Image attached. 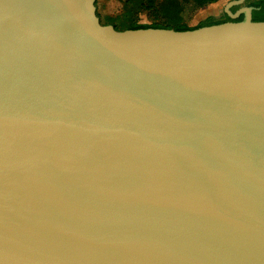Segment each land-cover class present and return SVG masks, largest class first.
<instances>
[{
  "label": "water",
  "instance_id": "obj_1",
  "mask_svg": "<svg viewBox=\"0 0 264 264\" xmlns=\"http://www.w3.org/2000/svg\"><path fill=\"white\" fill-rule=\"evenodd\" d=\"M254 10L117 31L0 0V264H264Z\"/></svg>",
  "mask_w": 264,
  "mask_h": 264
},
{
  "label": "trees",
  "instance_id": "obj_2",
  "mask_svg": "<svg viewBox=\"0 0 264 264\" xmlns=\"http://www.w3.org/2000/svg\"><path fill=\"white\" fill-rule=\"evenodd\" d=\"M110 1V0H104ZM220 0H124L120 11L115 15H100L102 25H111L117 31L137 29H167L174 31H189L192 29L222 24L231 21L225 14L222 19L208 18L196 27H189L183 20V12L186 6L193 10H200ZM248 7L255 8L253 21L262 22L258 15L264 10V0L254 1ZM146 15L150 24H140V16ZM243 20L241 15L236 22Z\"/></svg>",
  "mask_w": 264,
  "mask_h": 264
},
{
  "label": "rangeland",
  "instance_id": "obj_3",
  "mask_svg": "<svg viewBox=\"0 0 264 264\" xmlns=\"http://www.w3.org/2000/svg\"><path fill=\"white\" fill-rule=\"evenodd\" d=\"M124 0H95L96 11L100 15H115L117 14ZM237 0H220L215 4L209 5L200 10H193L190 6H186L183 12V20L189 27H196L200 23L206 21L208 18L220 20L226 13V9L232 13L236 12L239 8L248 7L251 3L257 0H244L243 3L233 5L232 3ZM259 19L264 20V10L258 15ZM140 24H150L146 15L140 16Z\"/></svg>",
  "mask_w": 264,
  "mask_h": 264
},
{
  "label": "flooded vegetation",
  "instance_id": "obj_4",
  "mask_svg": "<svg viewBox=\"0 0 264 264\" xmlns=\"http://www.w3.org/2000/svg\"><path fill=\"white\" fill-rule=\"evenodd\" d=\"M257 1H259V0H257ZM244 2H245V1H244ZM254 11H255V10H254ZM254 11H252V16H253V12H254ZM225 14H226V13H225ZM225 14H224V15H225ZM221 19H222V18H221ZM252 19H253V18H252Z\"/></svg>",
  "mask_w": 264,
  "mask_h": 264
}]
</instances>
